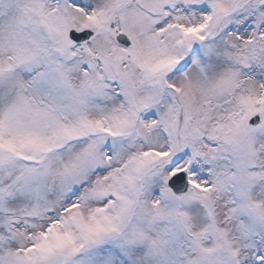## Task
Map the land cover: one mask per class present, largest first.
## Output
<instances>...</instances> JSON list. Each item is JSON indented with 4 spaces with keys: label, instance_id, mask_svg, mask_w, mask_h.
I'll use <instances>...</instances> for the list:
<instances>
[{
    "label": "snow or ice",
    "instance_id": "1",
    "mask_svg": "<svg viewBox=\"0 0 264 264\" xmlns=\"http://www.w3.org/2000/svg\"><path fill=\"white\" fill-rule=\"evenodd\" d=\"M0 264H264V0H0Z\"/></svg>",
    "mask_w": 264,
    "mask_h": 264
}]
</instances>
